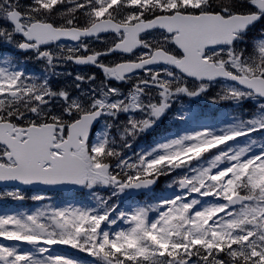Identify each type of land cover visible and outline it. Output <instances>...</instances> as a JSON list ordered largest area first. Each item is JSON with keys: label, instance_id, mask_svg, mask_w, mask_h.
Instances as JSON below:
<instances>
[{"label": "snow or ice", "instance_id": "6c2138e0", "mask_svg": "<svg viewBox=\"0 0 264 264\" xmlns=\"http://www.w3.org/2000/svg\"><path fill=\"white\" fill-rule=\"evenodd\" d=\"M29 60L39 75L25 70ZM68 63L98 72L58 71ZM62 75L71 83L54 88ZM214 84L212 102L238 110L229 122L125 152ZM190 115L180 107L171 119ZM255 133L264 134V0H0V183L69 187L93 201L0 214V241L16 242L0 243V264H82L57 245L92 264H264ZM176 170L172 196L130 211L111 202Z\"/></svg>", "mask_w": 264, "mask_h": 264}, {"label": "rangeland", "instance_id": "374dc122", "mask_svg": "<svg viewBox=\"0 0 264 264\" xmlns=\"http://www.w3.org/2000/svg\"><path fill=\"white\" fill-rule=\"evenodd\" d=\"M23 60L24 57L20 56ZM33 60H29L27 61L31 67H35L36 63L32 62ZM112 60H109V62H111ZM115 61V60H114ZM67 65V64H66ZM39 67H40V71L42 72V65L39 63ZM79 73V72H76ZM71 82L68 81L67 84H70ZM204 96V95H203ZM202 96V97H203ZM251 104L250 103H245L244 105V109L243 110H248L250 112L251 110ZM238 110L237 109H232L230 110L227 107V104H224L222 106V113L217 117L216 120L214 119H202V122L200 123H195V124H188L181 132V134H183L184 131H193L196 129H199L201 127H219V126H223L225 123L229 122L230 120V114H235ZM171 134H176V133H166L164 131H162L159 128V133L155 134L156 138H153L152 140H148V143H154V141L159 140L161 137L166 136V135H171ZM260 136L259 139L257 140V144L260 143H264V134H260V133H255L253 134V138H255L256 136ZM241 143H243L246 138L241 137L238 138ZM150 145V144H149ZM142 149H146V148H140V150ZM137 150L136 151H140ZM259 149L256 148L254 149V151H258ZM132 154V152H131ZM130 154V155H131ZM195 163V162H193ZM184 175V172L181 170H176L175 172H173L171 175H163L160 176L159 178L162 180H159V182H157V184L152 185L149 189H141L138 191H132L130 193H126L125 195H123L122 197H120L119 199L113 198V200L111 202L114 203H118L120 205V209L121 210H131L134 207L140 206L142 204L145 203H152V202H156L157 199H159L162 196H172L174 194H176L179 189L176 188L175 186L173 187H169L170 184L173 183V181H175L179 176ZM16 188H14L15 190ZM20 189V188H19ZM8 191V190H7ZM101 195L107 196L109 195L107 190H101L100 191ZM28 195V194H25ZM141 195V198H133V196H138ZM196 194L194 193L193 196H195ZM32 196V195H31ZM31 196L28 195L29 202H28V206L27 207H13L14 209H10V208H6V210H4L3 213L5 212H20V211H24V212H34L37 208H42L45 205H51L53 207H64L67 206L68 204H91L93 203V201L91 200V198H85L83 196H80L78 198V196H76L73 193H61V194H56L53 195L50 198H45L43 201H33L31 199ZM202 202H212L213 201V197H203L201 198ZM4 200H0V201H5ZM2 213V214H3ZM153 216L155 215V213L152 214ZM0 243H4V244H11L7 241H0ZM55 251L61 252L63 254L66 255H70L71 256V249L65 247V249H56ZM82 264H88V263H82Z\"/></svg>", "mask_w": 264, "mask_h": 264}, {"label": "flooded vegetation", "instance_id": "af4514ba", "mask_svg": "<svg viewBox=\"0 0 264 264\" xmlns=\"http://www.w3.org/2000/svg\"><path fill=\"white\" fill-rule=\"evenodd\" d=\"M105 45L101 42H97V41H93L92 42V47L93 48H102L104 47ZM114 58L119 59L120 56H115ZM109 60L111 59H106L105 62H109ZM174 108H175V105L173 107V109L169 112V114L167 116H165L162 121L159 123V124H162L164 127H168L170 124H172L174 121L171 119V116L173 115L174 113Z\"/></svg>", "mask_w": 264, "mask_h": 264}, {"label": "water", "instance_id": "95a60500", "mask_svg": "<svg viewBox=\"0 0 264 264\" xmlns=\"http://www.w3.org/2000/svg\"><path fill=\"white\" fill-rule=\"evenodd\" d=\"M35 187L45 188L44 186H35ZM62 188H65V187H57V188H53V189H62Z\"/></svg>", "mask_w": 264, "mask_h": 264}, {"label": "trees", "instance_id": "16d2710c", "mask_svg": "<svg viewBox=\"0 0 264 264\" xmlns=\"http://www.w3.org/2000/svg\"><path fill=\"white\" fill-rule=\"evenodd\" d=\"M78 253H79L81 256H83V253H82V252H79V251H78Z\"/></svg>", "mask_w": 264, "mask_h": 264}]
</instances>
